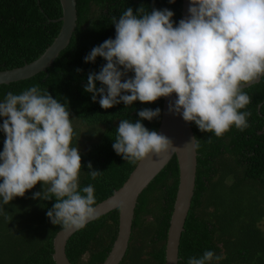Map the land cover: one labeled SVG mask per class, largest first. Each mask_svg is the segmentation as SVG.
<instances>
[{"label": "trees", "instance_id": "trees-1", "mask_svg": "<svg viewBox=\"0 0 264 264\" xmlns=\"http://www.w3.org/2000/svg\"><path fill=\"white\" fill-rule=\"evenodd\" d=\"M78 26L70 45L47 72L0 85V100L12 92L20 94L39 85L53 98L67 103L74 126L73 146L82 157L81 187L95 186L96 205L114 194L128 180L136 164L128 163L113 149L116 129L122 119H140L144 108L161 109V116L143 121L158 132L164 98L155 103L135 102L126 109L121 103L103 109L84 91L89 73L106 63L85 56L109 38H115L113 17L127 8H168L174 20L182 19L183 0H77ZM64 14L61 0H0V71L20 67L39 58L59 35ZM82 70V71H78ZM131 75V74H130ZM98 82V87H99ZM244 91L251 103L249 127H233L222 137L201 132L192 122L199 141L195 195L180 245V262L212 250L224 259L220 264H264V79ZM244 111V110H242ZM3 118L0 117V124ZM212 137L211 142L208 141ZM0 132V151L4 146ZM103 172L95 181L87 172ZM180 183L177 156L156 176L139 197L128 252L121 264H166L168 231ZM42 182L24 197L5 205L8 219L0 216V264H57L54 239L62 230L51 223L47 211L57 202L34 199ZM120 209L90 222L68 241L67 254L73 264H102L118 236ZM260 227H257V225Z\"/></svg>", "mask_w": 264, "mask_h": 264}, {"label": "clouds", "instance_id": "clouds-1", "mask_svg": "<svg viewBox=\"0 0 264 264\" xmlns=\"http://www.w3.org/2000/svg\"><path fill=\"white\" fill-rule=\"evenodd\" d=\"M174 16L168 8L127 7L113 17L115 38L84 58L85 63L106 61L98 73H89L84 91L106 110L175 94L170 113L194 122L201 132L220 138L233 127L245 130L252 113L245 110L251 98L244 88L264 79V0H189L188 15L178 23ZM138 116L135 122L120 120L113 143L114 151L132 164L152 154L162 157L174 147L167 136L143 123L159 118L160 108H144ZM0 117L5 135L0 216L7 220L5 205L42 182L43 191L33 198H55L47 211L51 223L71 232L96 220L95 186L80 185L82 157L73 146L75 118L68 104L36 85L20 94L9 92L0 100ZM190 144L200 146L197 138ZM87 167L92 181L103 174L91 163ZM223 259L206 250L186 264H220Z\"/></svg>", "mask_w": 264, "mask_h": 264}, {"label": "water", "instance_id": "water-1", "mask_svg": "<svg viewBox=\"0 0 264 264\" xmlns=\"http://www.w3.org/2000/svg\"><path fill=\"white\" fill-rule=\"evenodd\" d=\"M61 3L64 14L57 21L62 22V27L54 42L36 60L20 67L1 70L0 85L28 79L40 72H47L61 52L70 45L78 26V3L77 0H61ZM188 7L189 0H183L182 19L188 15ZM174 99L175 94L173 97L164 98L162 122L158 130V133L167 136L173 142L174 147L162 157L152 154L150 158L138 162L124 185L96 205L98 218L115 209H120L118 236L111 252L102 264H121L124 260L130 246L139 197L174 156H177L179 162L180 183L168 231L166 264H179L180 262L181 239L196 189L198 150L190 144L193 138H196L192 123L184 121L181 116L169 111V104ZM77 231L79 230L68 232L62 229L57 233L54 239L55 252L53 255L57 264H73L67 254V244Z\"/></svg>", "mask_w": 264, "mask_h": 264}]
</instances>
